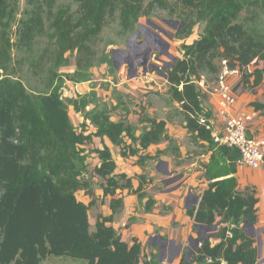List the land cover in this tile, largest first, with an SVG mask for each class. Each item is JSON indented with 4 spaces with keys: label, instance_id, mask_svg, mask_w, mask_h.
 Instances as JSON below:
<instances>
[{
    "label": "trees",
    "instance_id": "1",
    "mask_svg": "<svg viewBox=\"0 0 264 264\" xmlns=\"http://www.w3.org/2000/svg\"><path fill=\"white\" fill-rule=\"evenodd\" d=\"M75 1L80 6L77 18L65 8L55 12L57 0H28L33 9L20 20V43L31 47L36 35L44 31L45 17L49 16L58 65L67 63L68 52L77 51L89 59L93 55L91 44L109 19L118 14L124 31L130 32L143 16L159 7L169 8L171 0ZM173 1L183 21L175 36L182 40L183 57H177L166 72L168 93L182 108L193 141L206 142L212 151L209 162L202 164L210 180L208 188L189 214L199 224L212 226L218 218L225 224L202 241L192 254V262L258 264L257 240L246 225H256L259 219L256 190L238 187L240 151L215 142L212 130L201 122L202 116L211 119L212 113L203 106L200 83L204 78L218 77L223 60L230 68L240 70V80L232 88L237 95L238 88H247L252 76L256 83L264 78V29L249 26V21L264 15V0ZM9 2L0 0V264H41L49 257H71L87 264H140L141 243L137 239L132 245L124 241L113 225L123 198H113V214L101 215L96 226H91V205L78 196L82 189L94 194L89 180L84 178V172L89 170L83 145L90 143L93 136L107 137L114 145L122 146V156L134 155L139 149L126 145L125 138L147 149L169 139L167 122L150 118V128L137 137L131 124L113 121L107 108L87 110L77 100L64 98L58 86L48 84L46 91H30L11 71L15 44L9 29L15 12ZM247 8L252 16L240 20ZM198 22L205 24L203 32L189 43L186 39ZM254 62L263 63V67L251 72L248 68ZM76 64L83 66L79 59ZM66 76L73 80L72 74ZM71 104L96 126L95 132L85 134L84 128L74 126L69 113ZM253 106L264 113V101L254 102ZM94 151L101 165L91 174L104 179L105 196L124 188L141 200L147 196L143 191L148 182L145 174L139 175L140 184L134 188L128 174L116 173L117 163L107 145ZM155 204L156 200L149 197L145 210L152 211ZM131 224L132 220L128 226ZM212 238L219 242L213 243Z\"/></svg>",
    "mask_w": 264,
    "mask_h": 264
},
{
    "label": "crops",
    "instance_id": "2",
    "mask_svg": "<svg viewBox=\"0 0 264 264\" xmlns=\"http://www.w3.org/2000/svg\"><path fill=\"white\" fill-rule=\"evenodd\" d=\"M262 67L263 63L258 65L254 62L248 70L253 72ZM61 72L72 74L67 70H61ZM109 77L103 80L104 88L101 84H96L93 78L80 82L67 80L64 98L74 100L91 91H96L95 95L99 102H86L87 110L107 108L113 121L128 122L133 126L137 137L145 129L150 128V118L158 121L165 120L169 139L142 149L139 142H133L132 139L126 137V145L139 149L137 154L128 156H122V146L114 145L107 137L93 136L90 143L83 145L87 155L85 164L89 170L84 172V178L89 180L94 194L91 195L86 189H82L78 196L91 205L89 209L91 226L93 228L96 226L98 217L101 215L113 214L110 206L113 198H123V206L115 215L113 225L118 229L124 241L132 245L137 239L141 243L140 264H182L183 261L186 262L185 264H196L192 262V254L201 246L202 242L199 240L210 236L202 235L205 228L197 225L199 223H196L190 216L189 209L198 206L204 191L208 188L210 180L206 178L202 164L209 162L212 151H209L206 142L195 143L193 141L182 108L168 94L170 86L167 79L161 85L156 86L150 85L145 80L129 79V76H121L116 82L111 76ZM145 77L142 76L143 79ZM216 78L214 80L204 78L200 83L203 106L212 113V133L213 130L217 131L223 127L226 118L221 113L223 108L220 104V97L213 93ZM239 80L240 77L234 79L232 88L236 87ZM249 82L247 88L243 90L241 87L238 88V95L234 93L237 103L234 105L233 112L235 114H255L248 134L251 137H264V113L256 111L253 106L254 102L264 101V78L256 83L255 76H252ZM162 86H164L161 91L163 97L161 95V98L152 97V93L161 90ZM141 95L142 98H140ZM170 106L177 109V113L172 111ZM69 113L74 126L84 128L85 134H91L97 130L96 126L84 116L82 110H77L73 104L69 105ZM194 143L196 148H193ZM106 145L110 148L117 163L116 173L128 174L134 188L140 184L139 175L145 174L148 182L144 184L143 191H146L147 196L142 200L128 188L118 189L113 196H105L102 187L104 179L92 176L91 172L93 168L101 165V159L94 150L103 149ZM145 156H152V158L142 161L141 158ZM236 176L240 189L252 187L256 190L259 219L254 229L261 233L260 241L262 240L261 246L264 248V166L260 168L238 166ZM149 197L156 200L152 211L145 210ZM130 220L132 224L128 226ZM214 225H217L216 230L213 231L216 234L220 226L225 224L218 218ZM212 242L217 243L219 239L212 238ZM148 258H151L150 261ZM69 261H71L69 264H79L74 259H69ZM81 262V264H87L84 261Z\"/></svg>",
    "mask_w": 264,
    "mask_h": 264
},
{
    "label": "rangeland",
    "instance_id": "3",
    "mask_svg": "<svg viewBox=\"0 0 264 264\" xmlns=\"http://www.w3.org/2000/svg\"><path fill=\"white\" fill-rule=\"evenodd\" d=\"M9 3L10 9L15 12V20L9 29V34L15 44L12 52L11 71L14 76L23 80L30 91H46L48 90V84H52L58 86L62 91L63 97H65L66 81L69 80L66 75L71 73L61 72V70L72 72L73 80L69 81H88V79L93 78L96 84H101L102 88L105 87L103 80H107L110 78L109 76L115 82L121 76H129V79L145 80L150 85L157 86V84L161 85L167 78L165 76L169 65H164V62L168 64L171 62V58L168 57L167 53H171L176 57H183L182 40L175 37L177 32L183 27V21L180 15L181 10L179 8L177 10L174 9L177 6L173 0L169 1V8L159 7L150 15L143 16L133 31L130 32L124 31L117 14L109 19L104 31L94 40L93 45L91 44L93 55L89 59L84 58V54H77V51L68 52L66 54L67 63L61 66L58 65L57 54L55 53L57 51L55 40L51 37L53 29L49 16L45 17L44 31L36 35L31 47H26L20 43L19 25L20 20L28 17L29 11L33 8L29 5L28 0H10ZM60 8L67 9L69 14H73L75 18L80 15L79 3L75 0H57L54 11L57 12ZM250 16H252V13L247 8L243 11L240 20ZM204 26L203 22H198L192 34L186 40L192 43L194 39L201 35ZM249 26L264 29V15L260 14L255 22L249 21ZM148 58V65L155 63L162 68L160 70L148 68L145 71L142 63ZM78 59L82 60L83 66H77L76 62ZM86 64L89 65L85 66ZM142 76L146 77L143 79ZM209 77L212 78L211 75ZM211 80L214 79L212 78ZM161 88V90L153 92L152 97L156 98L158 96L161 98L160 95L162 96L161 91L164 86ZM91 92L74 100H77L82 107L88 101L99 102L95 95L96 91ZM140 98H142V95ZM171 110L177 113V109L171 107ZM196 147L194 143L193 148ZM215 230L216 228L204 229L202 235L204 237L213 235ZM254 235L257 240L258 250L264 253V248L260 242L261 233L254 230ZM65 258L68 259L49 257L43 260L41 264H69L71 262L69 259H74L71 257ZM74 260H77L79 264L82 263L81 260Z\"/></svg>",
    "mask_w": 264,
    "mask_h": 264
},
{
    "label": "built area",
    "instance_id": "4",
    "mask_svg": "<svg viewBox=\"0 0 264 264\" xmlns=\"http://www.w3.org/2000/svg\"><path fill=\"white\" fill-rule=\"evenodd\" d=\"M240 77L238 68H230L227 60L222 61V68L215 82L213 93L220 97V104L225 115V123L220 130H213V138L220 145L237 148L240 153L238 166L260 168L264 166V137H251L249 127L254 120L255 114L233 112L237 98L232 92L235 78ZM201 122L208 129H213L212 119L201 117ZM151 258H148L150 260ZM260 260V259H259ZM259 263V262H258Z\"/></svg>",
    "mask_w": 264,
    "mask_h": 264
},
{
    "label": "water",
    "instance_id": "5",
    "mask_svg": "<svg viewBox=\"0 0 264 264\" xmlns=\"http://www.w3.org/2000/svg\"><path fill=\"white\" fill-rule=\"evenodd\" d=\"M159 29H160V28H159ZM167 33H168V32H167ZM168 34H169V33H168ZM169 35H170L171 37H173L171 34H169ZM167 55H168V57L171 58V62H170L169 64L166 63V62H164V65H166V66L169 65V67H170L171 65L174 64V62L176 61L177 57L174 56V55H172L171 53H167ZM148 61H149V58H148L146 61H144V62L142 63L143 67L145 68V71H147L148 68H150V69H158V70H160V69L162 68L161 66H159L158 64H155V63H152V64L148 65ZM165 75H166V74H165ZM165 77H167V75H166ZM175 179H176V178H175ZM197 225H199L200 228H205V229L217 228V225H212V226H208V225H204V224H197ZM246 225L249 226L248 233H249L250 235H254V230H255L254 228H255V225L252 224V223H249V222H247ZM255 231H256V230H255ZM199 241L202 242L203 240L200 239ZM260 242H261V244H262V240H261ZM258 256H259V259H260V261H259L258 264H264V256H263V253H262L261 250H258Z\"/></svg>",
    "mask_w": 264,
    "mask_h": 264
},
{
    "label": "clouds",
    "instance_id": "6",
    "mask_svg": "<svg viewBox=\"0 0 264 264\" xmlns=\"http://www.w3.org/2000/svg\"><path fill=\"white\" fill-rule=\"evenodd\" d=\"M260 261V260H259Z\"/></svg>",
    "mask_w": 264,
    "mask_h": 264
},
{
    "label": "flooded vegetation",
    "instance_id": "7",
    "mask_svg": "<svg viewBox=\"0 0 264 264\" xmlns=\"http://www.w3.org/2000/svg\"><path fill=\"white\" fill-rule=\"evenodd\" d=\"M169 68V67H168Z\"/></svg>",
    "mask_w": 264,
    "mask_h": 264
}]
</instances>
